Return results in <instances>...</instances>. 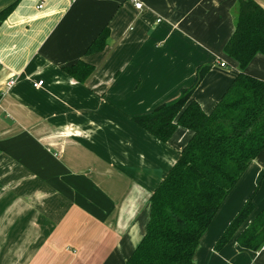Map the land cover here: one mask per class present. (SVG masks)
Instances as JSON below:
<instances>
[{
  "label": "crops",
  "instance_id": "crops-1",
  "mask_svg": "<svg viewBox=\"0 0 264 264\" xmlns=\"http://www.w3.org/2000/svg\"><path fill=\"white\" fill-rule=\"evenodd\" d=\"M237 2L0 0V12L14 4L0 22V264L126 263L150 196L191 137L178 128L163 144L133 119L175 100L205 65L192 99L211 112L237 75L223 52ZM103 29L105 49L86 55ZM78 61L95 67L85 84L62 71ZM244 73L264 82V56ZM254 189L238 233L264 209V152L219 208L194 264H264V246L243 250L236 236L214 251Z\"/></svg>",
  "mask_w": 264,
  "mask_h": 264
},
{
  "label": "trees",
  "instance_id": "trees-1",
  "mask_svg": "<svg viewBox=\"0 0 264 264\" xmlns=\"http://www.w3.org/2000/svg\"><path fill=\"white\" fill-rule=\"evenodd\" d=\"M14 4L0 12V22ZM109 37L103 29L85 54L102 52ZM238 65L231 86L205 113L192 95L211 65L197 68L193 84L169 103L133 122L166 144L178 128L191 133L165 179L149 198L145 234L125 264H194L199 241L219 208L251 163L264 152V82L244 73L255 57L264 56V8L255 0H238L234 32L223 50ZM62 71L85 84L95 67L83 61ZM256 189L214 245L222 250L236 236L238 246L258 252L264 246V209L238 233L254 211Z\"/></svg>",
  "mask_w": 264,
  "mask_h": 264
},
{
  "label": "built area",
  "instance_id": "built-area-1",
  "mask_svg": "<svg viewBox=\"0 0 264 264\" xmlns=\"http://www.w3.org/2000/svg\"><path fill=\"white\" fill-rule=\"evenodd\" d=\"M42 6H39V8H41ZM134 7H135V9H137V10H142V8H143V5L140 3V2H138V1H134ZM13 84H14V80H10L8 83H7V87L8 88H10L11 86H13ZM42 85V82L40 81V82H37L36 84H33V87H40Z\"/></svg>",
  "mask_w": 264,
  "mask_h": 264
},
{
  "label": "water",
  "instance_id": "water-1",
  "mask_svg": "<svg viewBox=\"0 0 264 264\" xmlns=\"http://www.w3.org/2000/svg\"><path fill=\"white\" fill-rule=\"evenodd\" d=\"M107 42H108V41H107ZM107 42H106V43H107Z\"/></svg>",
  "mask_w": 264,
  "mask_h": 264
}]
</instances>
